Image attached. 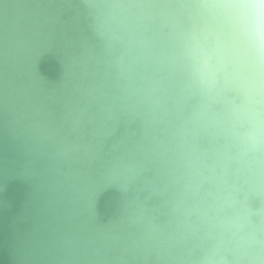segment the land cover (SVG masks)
<instances>
[{"label": "water", "instance_id": "95a60500", "mask_svg": "<svg viewBox=\"0 0 264 264\" xmlns=\"http://www.w3.org/2000/svg\"><path fill=\"white\" fill-rule=\"evenodd\" d=\"M107 1L0 0V264H197L203 259L207 244L197 215L187 207L183 184L177 189L169 183L171 163L164 170L173 160L182 174L180 126L173 123L171 132L161 113L152 116L149 103L137 95L149 84L145 72L158 71L176 95V102L169 100L179 114L172 116L175 123L188 121L197 97L186 94L185 74L172 64L183 47L162 17L165 0H155L156 7L142 0L139 20L149 26L147 37L156 38L147 48L153 58L144 66L131 44L124 55L127 45L112 36L105 21L108 14L118 26ZM177 15L187 31V14ZM123 57L135 68L136 84L120 63ZM79 127L87 136L76 140ZM202 144L207 149L208 139ZM253 154L259 156L250 154L244 167L247 189L259 181L260 160ZM130 159L139 173L124 183L120 167ZM250 197V208L260 211L262 198ZM143 208L146 215L140 218ZM252 221L258 241H244L253 233L246 223L241 250L234 246L233 251L235 241L227 244L228 260L233 252L239 264L264 257V228L255 216ZM162 245L171 256L161 255Z\"/></svg>", "mask_w": 264, "mask_h": 264}, {"label": "bare ground", "instance_id": "6f19581e", "mask_svg": "<svg viewBox=\"0 0 264 264\" xmlns=\"http://www.w3.org/2000/svg\"><path fill=\"white\" fill-rule=\"evenodd\" d=\"M140 2L143 1L108 0V13L118 26L111 22L108 14L105 21L112 36L119 41L124 40L127 45L124 55L129 53L127 49L131 44L137 58L146 66L153 58L147 48L152 49L156 38L152 34L147 37L149 26L146 21L139 20L142 17L139 11L142 6H138ZM150 3L156 7L155 0ZM156 11L152 10L154 14ZM179 12L181 16L187 14V31L186 25L183 28L180 26ZM161 13L162 17H166L165 23L169 22L168 28L171 34H175L177 45L183 47L182 53L174 58L172 64L178 66V73L185 74L182 77L184 90L186 94L197 97V105L188 121L184 117L182 123L180 120L175 123L172 116L179 114L169 102L173 99L177 101L173 97L175 92L165 82L163 75H157L159 72L155 73V70L154 73L148 70L150 78L145 72L144 79H149V84L142 85L137 95L144 96L152 116L156 118L157 111L161 113L163 122L170 123L171 132L174 130L173 123L180 126L177 134L182 174L173 166V160H168L164 170L171 163L173 172L167 169L169 183L177 189L178 183L183 184L188 199L187 207L192 214L197 215V226L203 230L200 233L204 235L207 246L203 259L197 264H231L229 260L232 264H236V261L239 264L237 259L240 256L235 252L234 259H227V244L235 241L232 244L233 251L234 246L236 251L241 250L238 240L243 237L244 233L240 232L246 223L251 226L253 233L247 235L244 241L254 243L259 228L254 229L252 226L253 216L264 228V219L261 221L264 208V0H165ZM170 14L174 16L173 19ZM114 27L124 33L115 31ZM191 28L193 31L189 35ZM128 56L132 63V56ZM122 62L134 82L129 77L130 80L136 84L134 66L127 57L121 58ZM125 96L128 98L126 93ZM177 98L181 102L180 96ZM77 130L76 140L87 136L86 129L79 127ZM228 132L232 139L227 135ZM203 138L208 139L207 149L202 144ZM233 138L237 149L235 146L232 148ZM210 151L213 154L209 155ZM252 153L259 155H252L260 160L257 162L259 184L253 181L252 186L249 182L251 187L247 189L244 187V176L245 179L249 177L244 167L250 165L247 158ZM253 157L251 160L256 162ZM124 167H120V173L126 180L124 183L139 173L134 171L136 164L131 159L124 163ZM253 194L262 198L260 211L253 212L250 208V196ZM145 213V209L142 210L140 218H145ZM228 225L231 232L229 238L226 237ZM175 226L178 229V222ZM161 233L163 242H167V232L161 230ZM173 233L168 235L170 239ZM160 253L171 256L165 245L160 247ZM255 262L264 264V257L260 255L257 260L255 257L249 264Z\"/></svg>", "mask_w": 264, "mask_h": 264}]
</instances>
